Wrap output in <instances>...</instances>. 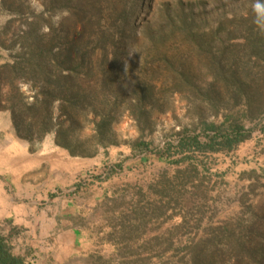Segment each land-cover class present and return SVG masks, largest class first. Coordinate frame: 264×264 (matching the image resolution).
<instances>
[{
  "label": "rangeland",
  "instance_id": "rangeland-1",
  "mask_svg": "<svg viewBox=\"0 0 264 264\" xmlns=\"http://www.w3.org/2000/svg\"><path fill=\"white\" fill-rule=\"evenodd\" d=\"M145 1V10L136 16L139 23L196 18L194 42L181 34L166 42L169 58L194 49L190 56L198 84L211 80L209 54L227 50L226 66L242 64V80L264 92V13L254 8L264 0ZM44 10L43 0H0V61L5 60L0 66L20 52L16 40L26 21ZM65 16L45 13L44 18L56 25ZM250 36L263 55L258 62L246 56L255 51ZM132 56L136 69L165 67L159 54ZM166 73H159L155 83L163 84ZM24 90L31 93L27 86ZM175 98V112L156 114L151 133L141 136L135 121L125 116L114 125L118 145L94 157L71 156L54 146L51 134L30 151L16 135L9 111L0 107V191L5 192L0 204L21 205L16 213H0V232L17 250L27 252L33 264H191L198 244L213 264H255L257 258L236 244L244 242L251 249L257 242L264 245V237L258 236L259 230L264 233V133L245 142H252L249 147L198 155L201 163L127 162L126 170L111 171L133 156L130 144L138 139L156 148L183 128L197 127L200 116L209 122L223 120L213 116L203 98ZM244 108L225 99L222 112ZM220 163L227 165L221 170L225 174L214 171ZM102 165L110 168L97 169Z\"/></svg>",
  "mask_w": 264,
  "mask_h": 264
},
{
  "label": "trees",
  "instance_id": "trees-1",
  "mask_svg": "<svg viewBox=\"0 0 264 264\" xmlns=\"http://www.w3.org/2000/svg\"><path fill=\"white\" fill-rule=\"evenodd\" d=\"M128 1L43 0L44 12L26 21V29L16 40L20 52L0 66V107L9 111L16 135L29 144L30 151L38 150L51 134L54 146L71 156L94 157L100 150L118 145L114 125L125 116L135 121L141 136L153 132L155 115L174 113L177 95L205 99L213 116L222 115L223 120L209 122L200 116L197 127L183 128L175 139L156 148L138 139L130 144L133 156L111 171L126 170L127 162L201 163L198 155L233 151L257 132L264 133V125L258 128L264 120V92L242 80L243 72L238 68L240 65L242 70V64L226 66L230 59L227 50L209 54L207 78L211 80L205 84L194 80L197 74L190 56L194 49L168 57L166 41L176 34L194 42L196 18L185 15L143 24L136 16L145 10L146 1L131 0L129 5ZM45 13L66 16L55 25L52 18H44ZM250 41L253 50L258 49L252 37ZM258 50L247 54V59L258 62L263 56ZM134 52L159 54L165 67L159 65L149 71L143 65L136 69ZM163 72H167L165 82L158 85L156 77ZM220 81L222 86L217 84ZM25 86L31 93L24 90ZM225 99L234 105L243 103L245 108L223 113ZM99 168L105 171L110 167ZM258 234L264 237L261 230ZM263 246L262 242L252 249L244 242L236 244L257 258L255 264H264ZM202 249L199 244L192 249L191 264H213L202 256ZM0 264L33 263L27 252L17 250L0 232Z\"/></svg>",
  "mask_w": 264,
  "mask_h": 264
},
{
  "label": "crops",
  "instance_id": "crops-1",
  "mask_svg": "<svg viewBox=\"0 0 264 264\" xmlns=\"http://www.w3.org/2000/svg\"><path fill=\"white\" fill-rule=\"evenodd\" d=\"M1 53V52H0ZM2 53L4 54V51H2ZM5 56V55H4ZM5 60H3V61H0V64L1 63H3ZM0 114H2L1 113V111H0ZM3 130V128H1L0 127V132ZM246 142H249V140L248 141H246ZM250 145H252V142H250V144L249 143H242L241 145H239V148H243L242 146H245V148L246 147H249ZM261 157L262 158H264V154L263 155H261ZM227 165H223L222 163H220L218 166H216L215 168H214V171H216L218 174H225L226 172H222L221 170L224 168V167H226ZM218 169V170H217ZM207 170H209L210 172H213V169L211 170V169H208L207 168ZM0 195L2 196V197H0L1 199L3 198V196L5 195V192L4 191H0ZM0 199V200H1ZM14 204H15V202H13ZM14 204H12V205H10L9 207H7L6 205H4V204H0V213L2 212V213H6V214H8V213H12V211H14L15 213H16V211L17 210H19L20 208H21V205L20 204H16V205H14ZM20 207V208H19ZM7 209V210H6ZM31 210L33 209V208H30ZM6 210V211H5ZM35 210H37L36 208H35ZM64 212V211H63ZM70 213V212H69ZM73 248H75V247H73ZM72 248V249H73ZM60 255V254H59ZM59 262H60V260H58V262L56 261V262H54V263H52V264H59Z\"/></svg>",
  "mask_w": 264,
  "mask_h": 264
},
{
  "label": "clouds",
  "instance_id": "clouds-1",
  "mask_svg": "<svg viewBox=\"0 0 264 264\" xmlns=\"http://www.w3.org/2000/svg\"><path fill=\"white\" fill-rule=\"evenodd\" d=\"M255 10L257 11L258 14L264 13V4L261 3H256L254 5Z\"/></svg>",
  "mask_w": 264,
  "mask_h": 264
}]
</instances>
